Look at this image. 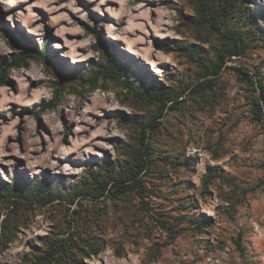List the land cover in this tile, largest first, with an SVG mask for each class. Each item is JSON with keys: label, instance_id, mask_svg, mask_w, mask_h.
I'll return each mask as SVG.
<instances>
[{"label": "rangeland", "instance_id": "1", "mask_svg": "<svg viewBox=\"0 0 264 264\" xmlns=\"http://www.w3.org/2000/svg\"><path fill=\"white\" fill-rule=\"evenodd\" d=\"M205 1L242 54L199 0H0L4 26L37 49L47 38L50 57L0 85V264H264V0ZM23 49L0 32V68ZM155 93L167 106L147 127Z\"/></svg>", "mask_w": 264, "mask_h": 264}, {"label": "trees", "instance_id": "2", "mask_svg": "<svg viewBox=\"0 0 264 264\" xmlns=\"http://www.w3.org/2000/svg\"><path fill=\"white\" fill-rule=\"evenodd\" d=\"M200 3V7L202 10V13L204 15L205 20H207V22L210 24V26L217 30L218 32H220L224 37L229 38L233 44H234V48L233 51L234 53L231 54H236V55H240L243 53V47H241L240 45V40L239 37L234 34V33H226L224 31L221 30L219 23L217 21V18L215 15L211 14L209 12V5L205 0H199ZM248 8V7H245ZM32 26V25H31ZM93 33L98 37L99 40H101L103 43H105V36L99 35L97 30L95 28L92 29ZM4 31V33L10 38V40L13 42V44L15 46H17L18 48L23 47L24 51L17 53L16 58H13L11 61L6 62L1 68H0V85H3L6 81V76H7V71L11 66L16 65L17 63H19L20 61H23L24 58L26 56H34V55H39L43 61L48 65L50 64V57L49 55L46 53L45 51V45L47 43V38L43 39V46L41 47V49H37L35 46L31 45L28 41V37L29 34L23 29L21 28V35H17L16 32H12L9 31L8 28H6L2 22V20L0 21V32ZM106 49L108 52V58H107V65L105 66V69L100 73L103 74L104 76H109V77H114L115 73H116V65H115V55L114 52L112 50V45L110 43H108L106 45ZM221 59L220 62L217 64L216 68L211 70L210 72H218L220 71L221 67L223 66L224 62H225V56H223L222 54L220 55ZM234 69H236V71L238 72V74L240 76H243L246 80H250L252 81V74L249 73V71L239 67V66H234ZM73 74H68L67 76L69 78H73L74 76H72ZM77 77V76H75ZM207 84H212V80L211 79H207L205 81H201L199 82L197 85L198 86H207ZM259 87V99L260 102L257 103V109L255 114L259 117L263 116V107L262 105H264V86L262 84H258ZM154 98L156 100H158L160 102L159 105V109L158 112L155 114V116L153 117L152 120H150L147 123V127H149L150 125H152L153 123H155V119L162 116L164 114L165 108H166V99L163 97L164 95H162V93H155ZM57 105V98L55 99H51L49 100L47 103H44L40 106L39 112H45L49 109H53L55 108ZM147 138H148V132L146 127H144L142 129V133H141V146L144 150H147ZM262 168L264 170V159H263V163H262ZM130 179H134V182L130 185H126V187H131L135 184H139L140 183V179L138 178H130ZM13 181L15 182L14 186L8 185L7 187H4L3 191L5 192H9L11 194H15L17 192L20 191V182L16 181V177L13 176ZM124 180H119L118 183L114 184V187L117 189L118 187H122L121 184L123 185ZM262 184H264V179L262 181ZM42 184L38 183L34 186H30L29 188H33L35 187L36 189H41ZM254 189V188H253ZM250 189V190H253ZM262 190H264V187L262 188ZM10 226L6 221H3L2 225H1V234H0V249L5 247L7 245V242H9L11 240V231H10ZM5 236V237H4ZM5 238V239H4ZM237 244L240 243L237 242ZM95 251V250H94Z\"/></svg>", "mask_w": 264, "mask_h": 264}, {"label": "clouds", "instance_id": "3", "mask_svg": "<svg viewBox=\"0 0 264 264\" xmlns=\"http://www.w3.org/2000/svg\"><path fill=\"white\" fill-rule=\"evenodd\" d=\"M8 2L9 3H13V2H15V0H8ZM105 2V0H100V4H103ZM42 7H45V5H41ZM69 7H71V5H69ZM96 11H100V8H99V5H96V9H95ZM114 15H119V13H113ZM146 15V14H145ZM32 18H33V15H32V13L31 12H29V16L28 17H26L25 18V22L26 23H30L31 21H32ZM64 19H67V16H64L63 17ZM136 27H140L139 25H135ZM33 31H36V29H33ZM68 31H73V32H79L80 31V29L79 28H74V29H67V28H65V29H62L61 30V32L59 33V35H61V36H63V33L64 32H68ZM110 31V30H109ZM89 40H83L81 43H80V45L79 46H81V47H83V46H85V45H87V44H89ZM71 47H75L76 45H75V42H73L72 43V45H70ZM91 55H93V53L92 52H89L88 53V56H91ZM5 99H7V97H5Z\"/></svg>", "mask_w": 264, "mask_h": 264}, {"label": "bare ground", "instance_id": "4", "mask_svg": "<svg viewBox=\"0 0 264 264\" xmlns=\"http://www.w3.org/2000/svg\"><path fill=\"white\" fill-rule=\"evenodd\" d=\"M27 28H29L28 31H29L30 33H34V32H35V31H33V28H31V27H27Z\"/></svg>", "mask_w": 264, "mask_h": 264}]
</instances>
